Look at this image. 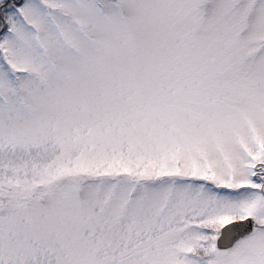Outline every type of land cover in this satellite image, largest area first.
Segmentation results:
<instances>
[{
  "label": "snow or ice",
  "instance_id": "6c2138e0",
  "mask_svg": "<svg viewBox=\"0 0 264 264\" xmlns=\"http://www.w3.org/2000/svg\"><path fill=\"white\" fill-rule=\"evenodd\" d=\"M0 264H264V0H0Z\"/></svg>",
  "mask_w": 264,
  "mask_h": 264
}]
</instances>
